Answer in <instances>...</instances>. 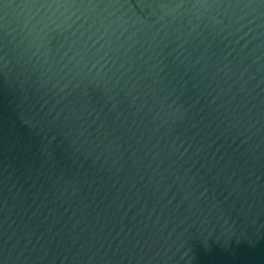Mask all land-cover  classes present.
Listing matches in <instances>:
<instances>
[{"label": "water", "instance_id": "water-1", "mask_svg": "<svg viewBox=\"0 0 264 264\" xmlns=\"http://www.w3.org/2000/svg\"><path fill=\"white\" fill-rule=\"evenodd\" d=\"M0 264H264V0H0Z\"/></svg>", "mask_w": 264, "mask_h": 264}]
</instances>
